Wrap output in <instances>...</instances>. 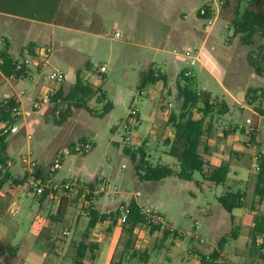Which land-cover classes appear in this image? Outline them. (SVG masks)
Instances as JSON below:
<instances>
[{
	"label": "rangeland",
	"instance_id": "374dc122",
	"mask_svg": "<svg viewBox=\"0 0 264 264\" xmlns=\"http://www.w3.org/2000/svg\"><path fill=\"white\" fill-rule=\"evenodd\" d=\"M209 1L137 0L138 33L133 34L130 29L132 27L110 25L102 33V39L89 40L86 35L57 29L53 35L54 46L49 57L43 56L41 61L28 57L26 78L17 81L4 78L0 74V101L16 97L14 95L22 101L19 108L22 116L17 119L22 132L7 136L8 141L13 144L8 160L15 162L13 163L16 167L14 171H17L15 175H22L24 168L21 158L30 152L38 163L40 177L41 170L44 172L46 183L61 186L74 182L76 178L79 185L71 191H59L54 197L44 201L41 208H38L37 204L42 196L35 195L26 187L7 185L0 196V206L11 202L19 205L20 209L18 208L16 224L11 233L7 238L0 240V264H22L25 258L24 264H33L29 256L34 258V262L38 256L44 257V264H72L76 246L88 227V213L92 207L87 206L85 200L89 195L93 200L97 198L96 206L100 209L102 204H110L103 211L116 215L118 212L121 215L122 205L137 199L145 213L164 216L170 228L182 237L176 238L172 235L168 238L163 233L152 231L148 225H140L132 237L133 250L124 256L123 251L129 235L123 231L120 217L117 215L118 223L112 231L106 224L100 223L92 232V238L105 245L117 261L123 257L124 264H197V260L191 259L189 251L200 248L207 252L208 245L201 244L200 238L208 242L216 241L218 248L223 243L222 252L226 254L224 259L228 264H264V260L258 254L250 255L248 248L249 233L254 219L256 216L264 215V199L256 204V210L252 209L253 201L258 199L255 195L257 178L255 164L259 155L264 152V116L260 118L261 132H256L253 141L248 136V131L257 121L256 117L262 116L256 107L261 105V110L264 111V100L260 99L250 107L246 99L249 89L264 88V78L256 76L248 62L250 54L257 56L264 39L257 37L253 46L242 42V35L235 32L232 24L236 7L233 0L230 7L222 9L220 18L210 30L207 50L228 71V78L224 84L238 99L239 104H236L210 76L209 70H205L200 63L191 65L185 56L188 50L196 54L202 40L175 42L171 37L170 27L174 20H171L173 16L167 18L166 15L169 13H175L177 22L183 23L182 28L196 26L203 29L204 26L206 30L204 35L207 36L209 31L205 21L199 19L198 12ZM140 5L177 6L174 8L175 12L154 10L151 18L147 17L149 14L142 11ZM246 7L247 4L242 3L240 11L243 12ZM116 13L124 12L119 9ZM146 20L149 22L147 26ZM150 21L153 22L151 26ZM151 29L153 36L146 33ZM117 31L122 33L121 39L115 37ZM4 38L11 37L0 25V50ZM25 39L26 36H21L13 41L11 54L19 59V62H22L20 47L25 44ZM38 64L42 66L40 71ZM102 65L107 67L105 74L97 71ZM151 68L155 70V74L162 77V81L142 88V77ZM54 71H60L65 75L64 98L74 89L77 76L80 75L83 82L100 88L105 96L101 102L96 96L93 97L89 107L102 113L106 103L110 102L113 109L103 116H93L87 110L74 108L67 121L56 125L54 114L58 119L65 114L69 108V101L65 99L51 101L50 96L56 91L47 88L46 85L49 81H55L52 78ZM188 71L195 74L193 88L196 92L208 89L213 99L228 103L232 116H226L224 124L237 120L241 125L248 124L247 131L238 128L240 129L238 138L244 141L242 147L246 149V159L232 155L233 169L226 186H216L207 182L199 173H196L191 181L176 176L160 182L140 181L135 163L126 152L128 148L132 152L143 148L146 157L150 158L148 162L153 165L171 166L174 163V158L169 155L171 146L167 144V140L173 139L175 131L170 119L172 115L178 116L180 113L182 99L178 84L183 82L182 75ZM7 79L10 82H7ZM54 83L59 86V83ZM157 85L161 87L158 91ZM162 87L169 89L167 98L162 97ZM42 89L43 94L39 96ZM154 93L156 97L150 100L149 96ZM202 101L204 102V99ZM161 102L164 103L163 109L160 106ZM155 105L158 112L154 109ZM240 105L252 108L253 112H249L246 117L247 111L243 114ZM200 106L203 107V104ZM133 109L139 111L138 116H131ZM163 114H167L165 120H161ZM216 117L215 113L210 118L212 120ZM232 118L234 121H231ZM4 125H0V137L3 136ZM233 131L238 130L234 128ZM212 133H209L210 137ZM126 138H130L131 142ZM143 140L148 146L144 147ZM87 142L92 146L90 152L84 154L83 151H78L83 150ZM201 151L211 153L206 138L203 140ZM58 154H64L62 164L52 173L51 167ZM97 179H100V184L103 180L111 183L119 195L101 193L95 196L88 193L91 189L90 183ZM100 187L101 185L97 188ZM229 189L244 193L246 201L243 209L229 213L221 206L218 198ZM137 193L140 195L134 197ZM63 198L67 201L61 224L60 221L54 222L51 217L57 215ZM81 200H84V205L80 203ZM15 204H12L11 208L14 209ZM216 220L218 223L216 226L219 228L214 238L212 231ZM44 224L50 227L43 229ZM53 226L56 230L54 237L37 245L39 238L43 239L40 235L42 233L49 235L45 230L50 231ZM66 229L68 234L64 233ZM2 232L0 217V237ZM23 240L30 243L25 244L16 258L13 257L8 247L14 249ZM259 242H264V236L258 237L257 244ZM134 251L136 256H132ZM144 253H148L147 260L140 258Z\"/></svg>",
	"mask_w": 264,
	"mask_h": 264
},
{
	"label": "trees",
	"instance_id": "16d2710c",
	"mask_svg": "<svg viewBox=\"0 0 264 264\" xmlns=\"http://www.w3.org/2000/svg\"><path fill=\"white\" fill-rule=\"evenodd\" d=\"M236 2L234 11V18L232 24L235 27V32L242 35L241 40L246 45H255L257 37L264 39V0H233ZM232 0H226L225 7H230ZM61 0H0V13L13 15L27 20H33L43 23H52L55 19L56 13L59 10ZM246 3V9L241 12L240 5ZM249 65L253 68L256 75L264 78V44L259 47L257 56L250 54L248 57ZM20 67V68H19ZM0 70L9 78L20 80L28 76V66L26 63L17 62L9 53L7 47L0 52ZM183 82L178 85L179 95L182 99V107L178 116H171L175 135L173 139L167 140V144L171 146L169 155L174 158V163L170 166L153 165L148 162L146 151L143 148L131 151L130 148L126 152L131 155L133 163H135L136 173L140 181L145 182H160L168 177L176 176L180 179L191 181L196 173L201 174L203 179L207 182L217 186H225L231 167L228 163H223L219 167H212L206 158L207 152L201 151V146L205 136L209 132L210 125L206 124V118L213 116L214 113L218 115H225L221 105H214L211 103L209 95L199 93L194 90L193 77H186L185 73L182 75ZM165 79V78H163ZM162 81V77L155 74V70L151 68L142 77L141 87L145 88L150 84H155ZM62 84V83H61ZM63 88L50 96L52 102H57L60 99L69 101V108L65 114H62L59 119L54 114V122L56 125H61L67 121L73 112V109L87 110L93 116H103L113 109V105L107 102L102 113L96 112L89 107V102L93 97H97L99 101L105 99L100 88H96L91 84L83 82L80 75L77 76V81L74 89L64 98ZM250 105H255L260 99L264 100V88L250 89L246 96ZM204 99V102L202 101ZM203 104V107L200 105ZM261 104V103H260ZM20 103L14 97L0 101V125L6 123L17 122V117H14V108H19ZM227 108V107H226ZM202 114L201 119H194V111ZM257 111L263 113L261 105L256 107ZM55 112V110H54ZM258 124L254 123L250 126L248 136L253 141L255 139ZM247 131V130H246ZM84 142V141H81ZM8 145L6 137H0V195L7 184L13 187H25L27 176L23 179L16 178L8 168ZM86 154V153H84ZM140 156V158H139ZM147 160V161H146ZM260 169L257 171V182L255 186V195L258 199L254 200L252 209L256 210V204L262 202L264 199V153L260 154L259 158ZM37 171V176L40 177ZM65 191V190H64ZM67 192V191H65ZM57 193L47 190L42 199L49 196L54 197ZM92 196H87L86 202H91ZM245 195L241 191L229 190L218 198L221 206L229 213L234 210L242 209L244 206ZM66 198H63L57 215L53 218L54 222L61 221V217L65 213ZM130 213L128 219L123 225V231L129 235L126 242L123 255L132 251V237L138 226L146 225L145 213L138 203L132 199L126 204ZM8 203L5 206H0V217L4 215ZM88 227L82 235V239L76 246V252L72 264H95L98 253L101 249V244L92 239V232L100 223L107 221L112 222L110 231L113 230L118 223V216L114 213H101L93 208L90 209ZM59 218V219H58ZM152 231L162 232L164 236L170 237L174 235L176 238H182L177 232L172 234L169 231L162 230L159 226H151ZM47 233L49 230H45ZM43 234V233H42ZM40 235L42 240H38L37 245L49 240L50 235ZM264 236V215L256 216L253 226L249 233L248 248L250 255H257L264 260V242L261 245L257 244L258 237ZM225 240V239H224ZM223 243L220 251H223ZM9 248V252L13 257H17L18 253L23 248L22 245L16 248ZM220 251H213L210 256H202V264H228L226 262H218L220 258ZM122 255V256H123ZM132 256H136L134 251ZM140 258L147 260L148 253L140 255ZM110 264H124V258L120 260L112 259Z\"/></svg>",
	"mask_w": 264,
	"mask_h": 264
},
{
	"label": "crops",
	"instance_id": "0c3cea01",
	"mask_svg": "<svg viewBox=\"0 0 264 264\" xmlns=\"http://www.w3.org/2000/svg\"><path fill=\"white\" fill-rule=\"evenodd\" d=\"M175 6H177V5H140L142 11H146V13L149 14L147 17L150 16L151 18L153 16L154 10H159V9L160 10H171L172 12L173 11L175 12V9H174ZM119 9L122 10L124 13L123 14H117L116 12ZM138 11H139V8H138L137 0H61L59 10L56 13L55 19L52 23H43V22H38V21H33V20H27V19L20 18L17 16L0 13V25L3 27V29H6L7 33L11 37L10 39H8V38L3 39V46H2V49L0 50V52L2 50H4L5 47H7L9 49L10 55L12 56L11 49L13 46V41L17 40L21 36H26V39L24 40L25 44H23V46L20 47V53H21L20 55L22 57L21 60L28 62V57H31L35 61H39L43 57V49L49 48L50 46H54L53 35L57 29L86 35L89 37V40H92L90 38L102 39V37H103L102 33H104L106 28L110 25H113V26L118 25L121 27H132V28H130L131 31L133 32V34H136V33H138V29H137V25H138V21H139V15H138L139 12ZM166 16H168L167 18H171V16H173L171 18V20L173 19L174 23H173L172 27H170V30L172 33L171 37H173V40L175 42L190 40V39L191 40H197V41L202 40V44H201L200 48L196 49V51H199V53H200V61L198 63H200L202 65V67H204L205 70H209L210 76L217 82V84L220 87H222L224 89V92L231 99H233L236 102V104H239V101L234 96V94L231 93L225 87L224 83H225L226 79L228 78V74H229L228 71L221 64V62H219L216 59V57H214L211 54V52L207 50V43L209 41V38H210L209 35H210L211 31H209L207 36H205L204 34L206 33V30L204 29L205 28L204 26H203V29H199L196 26H192V27L186 26V27L182 28L183 23L177 22L175 13H171V14L169 13ZM148 23L149 22L146 20L145 25L147 26ZM149 25L150 26L153 25V22L150 21ZM116 33H120V32L117 31V32H115V34ZM146 33L147 34L149 33L150 36H153L152 29L149 32L147 31ZM203 37H204V39H202ZM61 43L63 44V42H61ZM14 59L17 62H19V59H16V58H14ZM27 66H28V63H27ZM41 67L42 66L38 64V68H39L38 70L39 71L41 70ZM0 72H1L0 74H2L4 78H9V77H6L2 73L1 70H0ZM10 79H14V78H10ZM17 81H19V80H17ZM7 82H10V81H8V79H7ZM159 82H157V84ZM46 87L49 89H53L57 92L58 90L63 88V83L62 84L59 83V86H57L54 82L49 81L47 83ZM260 88H263V87H260ZM160 89H161V87L159 85H157L156 90L158 91ZM251 89H256V88H251ZM168 90H169L168 87L167 88L162 87V97L167 98V91ZM199 93H204V94L209 95L211 98L212 104L221 105L223 107V111H226L225 115H218L216 113L217 117L212 119V120H211L212 116H210L211 118L208 117L210 119L206 118V124L210 125V128H209V132L205 136V138L208 142L209 148L211 149V153L207 154L206 158L212 167H219L223 163L230 164L231 173H232V169H233V166L231 164L232 155H236L237 157L239 155L240 157H245V159H246V154H247L246 149H244L242 147V143H244V141H240V139L238 138L239 137L238 133H239L240 129L244 130V131L247 130L248 124L241 125V124H239V120H237V122H228V123L224 124L223 123L225 121L224 118L228 115L232 116V111H231L228 103L224 100L213 99L210 92H208V89H206V91H202ZM40 94H43V89H42V92L39 91L38 95L40 96ZM52 94H54V93H52ZM14 96H16L14 98L19 99L18 102L20 103V105H22L21 99L17 95H14ZM154 97H156L155 93L150 95L149 99L154 100ZM6 99H9V98H6ZM6 99H4V100H6ZM4 100H2V101H4ZM163 105H164V103L161 102L160 106L162 109H163ZM251 106L252 105H250V107ZM239 108L243 112V114H245L247 111V114H245L246 117L248 116L249 112H253L252 108L249 109L245 105H240ZM154 109L158 112V108L156 109V105H155ZM197 112L198 111H196V110L194 111V119H201L203 115L200 114L199 112L198 113ZM196 114L198 115V117H196ZM166 115L167 114H163L161 120H165L167 117ZM263 116H264V111L262 113V116L256 117L257 121L255 123L258 124V130L257 131L259 133L261 132V129H260L261 119L260 118H262ZM233 119L234 118H232L231 121H234ZM234 128H237L238 131H233ZM238 128H240V129H238ZM212 131H213V133H212ZM21 132L22 131H20L19 133H21ZM209 133H212L211 137H210ZM174 135H175V131L173 134V138H174ZM5 137H6V143L8 145L7 156L9 158L8 154L11 151V149L13 150V144L8 141L7 136H5ZM143 141H145V140H143ZM263 150H264V147H263ZM29 156L33 159L32 154L30 152L27 155L22 156V158H21L22 163H23V168H24L22 175H15V173L17 172V171H14V170H16L15 169L16 167L13 166V163H15V162L11 161V159H10V162L8 160V168L16 178L23 179L25 176L28 177L27 164L24 161H25V158H27ZM148 159L150 160V158H147V160ZM33 160H35V159H33ZM214 161H217V162H214ZM37 171H38V169H37ZM231 173L229 174L228 180L231 177ZM41 174H42L41 175L42 177H40V178L45 181L46 178H45L44 172L42 170H41ZM98 181H99V183H98ZM256 182H257V178H256ZM45 183H46V181H45ZM100 183H101L100 179H97V180H95V182L90 183L91 189H90V191H88V193H90V194L92 193L93 195L98 196L99 194H96V192L98 190L97 187L99 185H101ZM7 185H11V184L9 183ZM229 190H231V189H229ZM229 190H227V191H229ZM3 191H2V193H3ZM238 191H240V190H238ZM138 194L140 195V193H137L136 195H134V197H136V196L138 197ZM50 198H52V197L49 196L46 199L41 198L37 204L38 208H41L43 202L49 200ZM96 200H97L96 197L94 198V200L91 198V202H86V200H85V203L87 204V206H91L93 209L100 211L103 214L106 213L103 210H105V208L107 206H110V204L109 205H106V204L103 205L102 204L100 206L101 207V209H100L96 206ZM134 200L142 208V206L139 204L138 200L137 199H134ZM66 201H67V199H66ZM245 201H246V197L244 199V205H245ZM80 203L82 205H84V200H81ZM12 204H15V203H11V202L8 203V207L6 208L4 215L1 217V228H2L3 232H2V237H0V240L7 238L9 236V233H11V230L13 229L14 225L16 224L17 214H14V210L16 208L20 209V207H19V205L15 204V207L13 209V208H11ZM243 208H244V206H243ZM232 216H234V215H232ZM52 220H53V218H52ZM62 221L63 220L60 221L61 224H62ZM75 222H76V226H77L78 220ZM88 222H89V218H88ZM111 223L112 222L107 221L104 224H106L107 228H110ZM216 224H218L217 220L213 223V231L212 232H213L214 238H215L216 230H218V228H219V227L217 228ZM32 226H33V224H32ZM47 227H50V226L48 224L43 225V229L47 228ZM55 231H56L55 227L53 226L49 232V235L51 238L54 237ZM165 231H169L172 234L176 233L175 231H173L172 228H170V226H169V229L165 230ZM64 233L68 234V230L66 229L64 231ZM159 233H162V232H159ZM94 241H96V240H94ZM26 243H30V242L23 240L18 246L22 245V247H24ZM200 243L208 245L207 252H203V250H201L200 248H193L192 250L189 251L191 259L197 260V264H202L201 263V257L202 256L208 257L213 253V251H220V248H218L216 245V241L215 242H212V241L208 242L206 239L200 238ZM41 244H38V245H41ZM33 255H35V253ZM224 256H226V254L224 252L220 251V258H219L218 262L228 263V261H226V259H224ZM29 258H31L30 261H32L33 264L34 263L35 264L36 263L37 264H39V263L44 264V257H42V256H38L37 259L35 260L36 262H34V258H32L30 256H29ZM112 259H113V253L108 252V250L106 249V246L101 244V249L98 253V257H97L95 264H110ZM25 262H26V258L23 260L22 264H24ZM87 264H89V263H87Z\"/></svg>",
	"mask_w": 264,
	"mask_h": 264
},
{
	"label": "built area",
	"instance_id": "2783aa9c",
	"mask_svg": "<svg viewBox=\"0 0 264 264\" xmlns=\"http://www.w3.org/2000/svg\"><path fill=\"white\" fill-rule=\"evenodd\" d=\"M225 4H226V0H210L206 4V6L198 12L199 19H202L205 21V26H206L208 31L212 30V28L215 26L216 21L220 18L222 9H223ZM185 18H187V16ZM122 36L123 35L121 33L115 34V37L117 39H121ZM52 50H53L52 46H50L49 48L43 49V56L49 57L52 54ZM185 56L190 61L191 65H196L200 61L199 51H196V54H194L193 51L188 50V51H186ZM46 60L48 61V58ZM22 63L27 64L28 62L22 61L21 64ZM97 71L100 74H105L107 72V67L105 65H102L97 69ZM185 76L186 77H194V74L191 71H188L185 73ZM52 78L55 80L54 82L63 83L65 80V75H63V73L60 71H54L52 74ZM130 114H131V116L136 117L139 115V111L137 109H133ZM13 115H14V117H17V118L19 116H21L22 114L20 112V109L14 108ZM20 131H21V126L17 122L6 123L2 129V135L3 136L16 135ZM126 140L131 142L130 138H126ZM143 145L148 146V143L145 141V143ZM91 148H92L91 143L87 142L84 145L83 150L78 149V151H83L84 153H89ZM63 155L64 154H58L56 156V158L52 164V167H51L52 173L56 172L61 167ZM259 158H260V155L257 159L256 164H255L257 171L260 169ZM24 162L27 164V172H28V178H27V182L25 184V187L27 189H29L31 192L35 193V195H37V196H42L47 190H51L53 192L58 193L61 190L71 191L73 188L79 187L78 183L76 182V179L72 183H65L61 186L49 185V184L45 183V181L43 179H41L39 176H37L38 163L35 160H33L29 156V157L25 158ZM101 193L119 195V192L117 191V189L112 187L111 183L106 182V181H103L100 189H98L96 192V194H101ZM138 196H139V194H138ZM120 209H121L120 210L121 215L119 216L120 221H121V223H125L128 219L130 211H129L127 205H122V207ZM18 213H19V209L16 208L14 210V214H18ZM145 220H146V225L159 226L163 230L169 229V225H168L165 217L162 215L145 213ZM261 244H262L261 242L258 243V245H261Z\"/></svg>",
	"mask_w": 264,
	"mask_h": 264
}]
</instances>
